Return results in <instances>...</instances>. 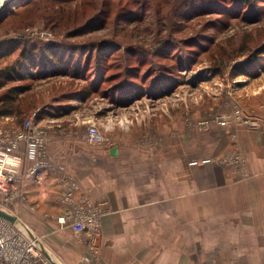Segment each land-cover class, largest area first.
Returning a JSON list of instances; mask_svg holds the SVG:
<instances>
[{
	"label": "rangeland",
	"instance_id": "374dc122",
	"mask_svg": "<svg viewBox=\"0 0 264 264\" xmlns=\"http://www.w3.org/2000/svg\"><path fill=\"white\" fill-rule=\"evenodd\" d=\"M20 16L0 25V124L36 113L47 144L52 133L117 146L135 168L170 164L175 144L179 163L233 166L241 135L264 130V0H35ZM46 45L64 70L28 57ZM94 124L104 145L85 137Z\"/></svg>",
	"mask_w": 264,
	"mask_h": 264
},
{
	"label": "crops",
	"instance_id": "0c3cea01",
	"mask_svg": "<svg viewBox=\"0 0 264 264\" xmlns=\"http://www.w3.org/2000/svg\"><path fill=\"white\" fill-rule=\"evenodd\" d=\"M249 133L233 166L193 154L179 163L175 144L170 164L155 168L51 133L39 173H19L0 203L36 240L38 264H264V130ZM82 210L96 212L101 230L92 262L83 259L89 239L68 216Z\"/></svg>",
	"mask_w": 264,
	"mask_h": 264
},
{
	"label": "built area",
	"instance_id": "2783aa9c",
	"mask_svg": "<svg viewBox=\"0 0 264 264\" xmlns=\"http://www.w3.org/2000/svg\"><path fill=\"white\" fill-rule=\"evenodd\" d=\"M35 117L36 113L24 121L23 125L17 127L0 124V194H9L10 186L17 180L19 173H22L23 177L31 178L44 166L42 156L46 151L47 133L44 128L35 124ZM85 137L91 145H104L106 141L95 124L87 127ZM21 144L24 145L23 151ZM24 160L33 163L25 166ZM71 195L72 192H69L68 197ZM0 209L12 214L2 203ZM68 216L73 219L71 225L77 234L84 233L89 238V242L94 241L98 232V215L95 211L82 210ZM19 220H22L21 217H18ZM61 220L65 222V218ZM92 241L89 243L91 253L85 255V261L95 257L96 247ZM41 258L42 253L36 240L16 222L0 215V264H38Z\"/></svg>",
	"mask_w": 264,
	"mask_h": 264
},
{
	"label": "trees",
	"instance_id": "16d2710c",
	"mask_svg": "<svg viewBox=\"0 0 264 264\" xmlns=\"http://www.w3.org/2000/svg\"><path fill=\"white\" fill-rule=\"evenodd\" d=\"M34 1L35 0H29V1L25 2L24 4H19L13 10L3 11L0 15V25L6 24L7 22H9L10 20H13L14 18L22 17V16H20V14L24 13V11H27L29 9V6L34 4ZM71 1H73V0H71ZM260 1L261 0H238V2L243 4V5L247 4V5H252V6L256 5V3H259ZM9 5H10V3H9ZM10 51H12V49H10L9 52ZM56 53H57V51L52 49L49 45H46V46L40 47L39 50H37V51L36 50H34V52L31 51L30 55H28V57L30 59H36L37 60V58L40 56L39 61L41 62V67H42V69H44V71H46V69L51 67V69L53 71L56 70L55 72H60L59 68H62L61 66H62V64H64L63 57H62L63 54L60 56L61 58H58ZM67 64H69V62H67ZM67 64H65V65H67ZM62 69L64 70L65 68H62ZM62 69H61V71H62ZM81 69H82V66L79 63V64H77V66L75 68H73V71L78 73V71H80Z\"/></svg>",
	"mask_w": 264,
	"mask_h": 264
},
{
	"label": "water",
	"instance_id": "95a60500",
	"mask_svg": "<svg viewBox=\"0 0 264 264\" xmlns=\"http://www.w3.org/2000/svg\"><path fill=\"white\" fill-rule=\"evenodd\" d=\"M7 6H8V4L0 7V15L6 9ZM109 153H111L112 155H119V148L117 146H113V147H111ZM0 215L3 218H7V219H9V220H11L13 222L18 221V217L13 216L12 214H10V213H8L6 211H2L1 209H0Z\"/></svg>",
	"mask_w": 264,
	"mask_h": 264
},
{
	"label": "bare ground",
	"instance_id": "6f19581e",
	"mask_svg": "<svg viewBox=\"0 0 264 264\" xmlns=\"http://www.w3.org/2000/svg\"><path fill=\"white\" fill-rule=\"evenodd\" d=\"M17 225L19 227H21L22 229H24L25 232L29 233L28 230L26 229V227L22 226V224L20 223V220L19 221H16Z\"/></svg>",
	"mask_w": 264,
	"mask_h": 264
}]
</instances>
